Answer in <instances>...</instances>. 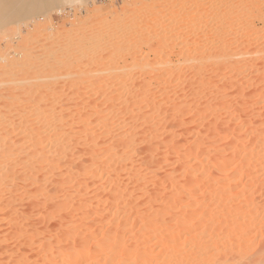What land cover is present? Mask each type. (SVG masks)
I'll return each mask as SVG.
<instances>
[{"label": "rangeland", "instance_id": "rangeland-1", "mask_svg": "<svg viewBox=\"0 0 264 264\" xmlns=\"http://www.w3.org/2000/svg\"><path fill=\"white\" fill-rule=\"evenodd\" d=\"M58 2L61 13L54 6L0 26V264H55L84 238L97 256L114 236L119 254L130 246L154 256L177 242L178 264H264V0ZM52 47L66 54L62 69ZM28 64L46 76L32 77ZM30 85L32 96L44 91L46 118L68 125L48 130L57 146L43 151L59 165L43 175L45 160L35 181L24 162L2 161L7 135L22 134L11 131L19 110H32ZM177 221L198 225L168 243Z\"/></svg>", "mask_w": 264, "mask_h": 264}, {"label": "bare ground", "instance_id": "bare-ground-1", "mask_svg": "<svg viewBox=\"0 0 264 264\" xmlns=\"http://www.w3.org/2000/svg\"><path fill=\"white\" fill-rule=\"evenodd\" d=\"M40 1V0H39ZM74 1H76V0H73V2ZM80 1V0H79ZM85 1V0H84ZM60 5H61V7H62V3H59L58 2V0H55V1H53V2H50V3H45V4H43L42 3V0H41V3L39 2H37V0H0V26H2V25H4V24H8L9 22H12V21H15V20H19V19H21V18H24V17H26V16H28V15H32V14H34V15H38V14H36V13H39V14H42V13H40V10L42 9L43 10V12L44 11H47V10H49V8L51 7V8H55V7H57V9H58V12H63L59 7H60ZM55 6V7H54ZM48 8V9H47ZM44 9H47V10H44ZM41 10V11H42ZM48 12V11H47ZM44 13H46V12H44ZM20 33V32H19ZM19 35V34H18ZM12 40V39H11ZM6 41H7V39H6ZM8 41H9V39H8ZM8 43H10V41L8 42ZM11 44V43H10ZM10 44H9V47H10ZM8 45V44H7ZM12 45V44H11ZM8 47V48H9ZM56 47V46H55ZM77 47H78V49H81V45L78 43L77 44ZM54 47H52V48H50V49H48V51H47V53H48V55H50L51 57L52 56H54V54H57L58 52L61 54L59 57H57V58H55V59H58L57 61H58V63H59V65L57 66V67H59L60 68V66H61V69L63 68L62 66H64V59L66 60V54H64L62 51V53L60 52V50H58L57 49V51L56 50H54V49H56V48H54ZM25 49V48H24ZM51 49H52V51L54 50V52L55 53H53V55L52 54H50V52H52L51 51ZM10 50H13V49H10ZM21 51H22V49H21ZM26 51H28V50H26ZM8 52H9V49H8ZM18 52H20V51H18ZM41 52V51H40ZM43 52V51H42ZM13 53V52H12ZM16 53V52H15ZM25 53H28V52H23V56H21V58L23 57V58H25L24 57V54ZM45 53V52H44ZM58 53V54H59ZM38 54V53H37ZM40 54V53H39ZM155 54V53H154ZM9 55V53L8 54H6V57ZM30 55V54H29ZM33 55H34V52H33ZM32 55V56H33ZM19 56V55H18ZM38 56V55H37ZM49 56V57H50ZM56 56H58V55H56ZM39 57V56H38ZM48 57V56H47ZM48 57V58H49ZM50 57V58H51ZM29 58V57H28ZM37 58V57H36ZM34 60V59H33ZM50 60H52V58L50 59ZM31 61V60H30ZM35 62V61H34ZM34 62H33V64H34ZM31 63V62H30ZM35 66V65H34ZM37 66V65H36ZM28 67H30V65L28 64V66H27V68ZM34 69V70H31L33 73H31V76L32 77H40V76H46V74H44V75H42L41 74V70L40 69H38V67L36 68V67H33L32 66V64H31V67L29 68V70L30 69ZM61 69H59V72H61V73H63V71L61 70ZM61 70V71H60ZM66 72H68V71H66ZM78 72H80V71H77V73ZM28 73H30L29 71H28ZM81 74V73H80ZM44 87H46L47 85H45L44 83H41ZM33 85H30L29 87H28V90H27V93H30V94H28L30 97V100H29V98H28V100H29V104H31L30 106H29V108L32 106V110L30 111L32 114H29L30 112H27V111H24V110H19V112H20V114H19V117H18V120H16L17 121V123H16V126L14 125V127L11 129V131H19L20 133H22V134H20L19 136H17V137H19V139H14V137H12V138H10V136L11 135H15V133L14 134H12L11 133V135L8 137V135H7V138H6V144L4 145L5 147H4V150H3V157H4V160H2L3 161V163L7 166H9V165H14V164H18V166H20L19 164H21V163H25V165L23 166V167H21V168H23V171L25 172V168H27L28 167V169L30 170L29 171V177H30V179L29 180H31V178H32V180H34L35 181V179H37L38 177H39V174L38 173H40L39 171H41L40 169H39V166H40V164L42 163V162H44L45 160H49L50 158H51V156H50V158L48 159V157H49V155L52 153V151H51V153H50V150H44L43 151V149H45L46 147H49L50 145V147H56L57 145L54 143V141H56V139H57V137H55V131L56 130H58V129H61V128H59L60 127V125L62 124V122L64 123V121H62V118H63V116L62 115H54V117L55 118H51V120H48V118H46V115L44 114L45 113V106L47 107V105H45L44 103L45 102H43L44 100H46V98L45 97H43V98H45L44 100H43V98H42V93H44V91H40V92H42L41 94L38 92V95L39 96H36V97H39V98H36L35 96H32V92L35 90V87H32ZM42 86V88H44ZM48 87V86H47ZM50 88V87H49ZM20 89V91H21V88H19ZM48 89V88H47ZM46 91V90H45ZM51 91V90H50ZM48 93V92H47ZM25 95H26V93H25ZM27 95V96H28ZM34 95V94H33ZM36 95V94H35ZM35 97V98H34ZM48 100H50V98L49 99H47V101ZM50 102V101H49ZM52 103V102H51ZM28 104V105H29ZM48 105L50 106V104L48 103ZM55 105V104H54ZM57 105V104H56ZM59 105V106H58ZM56 107H61L62 105H63V103L62 104H58ZM27 107V106H26ZM53 107V106H52ZM51 107V108H52ZM55 107V108H56ZM28 108V109H29ZM22 109V108H21ZM54 109V108H53ZM26 112L28 113V114H26ZM53 117V116H52ZM62 117V118H61ZM9 118V117H8ZM50 119V118H49ZM83 119V118H82ZM82 119H80V120H82ZM76 120H77V117H76ZM15 121V122H16ZM85 121V120H84ZM90 121H91V119H89V123L87 122V124H89V126H90ZM9 122V121H8ZM68 122V121H67ZM75 123H78V121H74ZM80 122H82V121H80ZM92 122V121H91ZM69 123V122H68ZM67 123V124H68ZM82 123H84V122H82ZM93 123V122H92ZM11 124V123H10ZM36 124V125H35ZM85 124V123H84ZM83 124V125H84ZM87 124H86V126H87ZM30 125H35V127L33 126H31L30 127ZM65 125V126H64ZM64 125L62 124V126H64L63 128H64V132L66 131V129H67V127H68V125H66V123H64ZM104 125V124H103ZM59 126V127H58ZM61 126V127H62ZM70 126V125H69ZM57 127V129L55 130V131H48L50 128H53V130H54V128H56ZM92 127V126H91ZM62 128V129H63ZM93 128V127H92ZM61 129V130H62ZM51 130V129H50ZM61 130L59 131V132H61ZM68 130V129H67ZM104 130V129H103ZM62 131V132H63ZM45 132V133H44ZM53 132V133H52ZM67 132V131H66ZM100 132H103L102 130L100 131ZM8 133V132H7ZM7 133H5V134H7ZM10 133V132H9ZM17 134V133H16ZM19 134V133H18ZM17 134V135H18ZM58 134V133H57ZM61 135V134H60ZM5 136V135H4ZM4 136H3V139H4ZM62 136V135H61ZM66 136H68V135H66ZM65 136V137H66ZM96 136V135H95ZM60 137V136H59ZM63 137V136H62ZM16 138V137H15ZM54 138H55V140H54ZM67 138V137H66ZM69 138V137H68ZM95 138V137H94ZM5 140V139H4ZM58 140V139H57ZM60 141V140H59ZM59 141H58V144H59ZM93 140H91L90 142L92 143V144H96V142H92ZM103 141V140H102ZM60 142H62V141H60ZM105 142V141H104ZM57 143V142H56ZM50 144V145H49ZM102 144V143H101ZM59 146V149H58V151L59 152H61L62 154H65V156L67 155V153H68V145L66 146L65 144H59L58 145ZM93 146V145H92ZM91 146V147H92ZM95 146V145H94ZM52 147V148H53ZM42 149V150H41ZM57 149V148H56ZM91 149V148H90ZM94 149V148H93ZM97 149V148H96ZM95 149V150H96ZM101 150H99V149H97L98 151L97 152H100V153H97V152H95L96 154H99L98 156H101V154H103L104 152H105V148L104 149H102V148H100ZM41 150V151H40ZM107 150V149H106ZM2 151V150H1ZM0 151V152H1ZM119 151V150H118ZM252 152V151H251ZM50 153V154H49ZM60 153V154H61ZM70 153H71V151H70ZM110 153V152H109ZM117 154V156L116 157H118V153H121L122 154V152H118L117 153V150L115 151V152H113L112 154L115 156V154ZM230 153L231 154H234L235 153V150H232V151H230ZM229 153V154H230ZM249 153H250V151H249ZM47 154H49L48 156H47ZM54 154V153H53ZM56 154V153H55ZM95 154V155H96ZM105 154V153H104ZM111 154V155H112ZM119 155V157L121 156L122 157V155ZM231 154H230V156H231ZM12 155H14V157H11ZM69 155V154H68ZM67 155V156H68ZM75 155V154H74ZM111 155H109V156H111ZM112 155V156H113ZM125 155V154H124ZM123 155V156H124ZM55 156V155H54ZM63 156V155H62ZM66 156V157H67ZM113 156V157H114ZM246 156V155H245ZM53 157V156H52ZM70 157V156H69ZM77 157V156H76ZM115 157V158H116ZM118 157V158H119ZM12 158H14V159H12ZM54 158V157H53ZM73 158V157H72ZM245 158H247V157H245ZM248 158H250L249 157V155H248ZM252 158V157H251ZM55 159V158H54ZM54 159H50V163L48 164V171L46 170V172H45V170H44V173H43V175L44 174H47V173H50V172H52L58 165L55 163V160ZM67 159V158H66ZM96 159H98V157H96V158H94V160L93 159H91V160H93V163H91V165L93 166V169L94 170H96V168L98 169V167L96 166L95 167V165L97 164V160ZM26 160V161H25ZM78 160V159H77ZM76 160V161H77ZM82 160V159H81ZM226 160V159H225ZM248 160V159H247ZM64 161V160H63ZM66 161V160H65ZM69 161H71V160H69ZM75 161V162H76ZM78 161H80V160H78ZM77 161V162H78ZM227 161V160H226ZM45 162H47V161H45ZM74 162V161H73ZM74 162V164H76ZM81 163H82V161H80ZM98 162H99V160H98ZM48 163V162H47ZM70 163V162H69ZM221 163V162H220ZM219 163V164H220ZM46 164V163H45ZM82 164H84V162L82 163ZM90 164V163H89ZM57 165V166H56ZM21 166H22V164H21ZM84 166H87L86 164H84ZM98 166H99V164H98ZM102 166V165H101ZM220 166V168H221V166H222V164L221 165H219ZM12 167V166H11ZM73 167V166H72ZM95 167V168H94ZM40 168H42V166H40ZM76 168V167H75ZM91 168V167H90ZM102 168V167H101ZM11 170V169H10ZM13 170V169H12ZM11 170V171H12ZM21 170V169H20ZM20 170L18 169V171L20 172ZM84 170V169H83ZM100 170V169H99ZM68 171H69V169H68ZM73 171V170H72ZM72 171H70V172H72ZM77 171V170H76ZM14 172V171H13ZM16 172H17V170H16ZM18 172V173H19ZM92 172H94V173H96L97 172V170L96 171H93L92 170ZM103 172V171H102ZM234 172V171H233ZM238 172V171H237ZM42 173V172H41ZM101 173V172H100ZM15 174V172L13 173V177L15 176L14 175ZM23 174V173H22ZM27 174V175H28ZM235 174H237L236 173V171H235ZM238 174H239V172H238ZM18 175V174H17ZM25 175V173L23 174V176ZM27 175H25L24 177H26ZM42 175V176H43ZM50 175V174H49ZM232 175H233V177H232ZM231 176H230V179H232V181H235V180H233V178H234V174H232ZM242 175V174H241ZM12 176H10V178L9 179H11V177ZM19 176V175H18ZM38 176V177H37ZM42 176H40L41 178L40 179H42ZM46 176V175H45ZM45 176H43V178L45 177ZM28 177V176H27ZM115 177H118V176H115ZM193 176H191V178H192ZM227 177V176H226ZM225 177V178H226ZM237 177H238V175H237ZM242 177V176H241ZM240 177V178H241ZM20 178V177H19ZM243 178V177H242ZM4 179H5V177H4ZM112 179H114V178H112ZM235 179V178H234ZM14 180H16V179H14ZM39 180V179H38ZM44 180V179H43ZM120 180V179H119ZM237 180V179H236ZM6 181V180H5ZM37 181V180H36ZM40 181V180H39ZM38 181V182H39ZM114 181V180H113ZM112 181V182H113ZM195 181H197V179H195L194 178V182L193 183H195ZM17 182V181H16ZM29 182V181H28ZM19 183V182H18ZM31 183V182H30ZM46 183V182H45ZM48 183V182H47ZM47 183H46V186H47ZM115 183V182H114ZM117 183V182H116ZM192 183V182H191ZM12 184H14V182L12 183ZM40 184H42V182L40 183ZM19 185V184H18ZM23 185H25V184H23ZM6 186H8V185H6ZM27 186V185H26ZM41 186V187H40ZM45 186V187H46ZM256 186H258V185H256ZM13 187V186H12ZM12 187H11V189H12ZM31 187H32V184H31ZM34 189H33V192H34V194L33 195H39L40 193H41V191L43 190H41V188H42V185H34ZM227 186H225L223 189H225ZM259 187V186H258ZM5 189H6V187H4ZM8 188H10V185H9V187ZM22 189H23V187H21ZM24 188H26L25 186H24ZM33 188V187H32ZM31 188V189H32ZM44 188V187H43ZM115 188V187H114ZM10 189V190H11ZM27 189V188H26ZM28 189H30V188H28ZM9 190V191H10ZM13 190V189H12ZM25 190V189H24ZM23 190V191H24ZM41 190V191H40ZM120 190H122V189H120ZM119 190V188H118V191H120ZM254 190V189H253ZM6 191H8V190H6ZM26 191H28V190H26ZM25 191V192H26ZM39 191H40V193H39ZM115 191H117V190H115ZM225 191H226V189H225ZM224 191V192H225ZM251 191V190H250ZM261 191V190H260ZM37 192V194H35ZM253 192V191H252ZM262 192V191H261ZM26 193H28V192H26ZM32 193V192H31ZM31 193H29V194H31ZM65 193H67V192H64V194ZM120 193V192H119ZM123 193H125V192H123ZM250 193V192H249ZM254 193V192H253ZM22 195V194H21ZM63 195V194H62ZM68 195V194H67ZM123 195V194H122ZM245 195V194H244ZM247 195H248V193H247ZM247 195H245V196H247ZM66 196V195H65ZM117 196V195H116ZM135 196H136V194H135ZM134 196V197H135ZM151 196H153V195H151ZM150 196V197H151ZM251 196V195H250ZM249 196V197H250ZM254 196V195H253ZM253 196H252V198H253ZM14 197H17V196H14ZM24 197H27V196H25L24 195ZM23 197V198H24ZM63 197V196H62ZM137 197V196H136ZM158 197V196H157ZM18 198V197H17ZM20 198V197H19ZM116 198V197H115ZM251 198V197H250ZM251 198V199H252ZM38 199H40V198H38ZM46 199V198H45ZM69 199V198H68ZM248 199V198H247ZM42 200V199H41ZM151 200H152V198H151ZM156 200V199H155ZM255 200V199H254ZM154 201V200H153ZM246 201V200H245ZM43 202V201H42ZM247 202V201H246ZM249 202H250V204H251V201H250V199H249ZM249 202H247L246 204H248ZM211 203V202H210ZM242 203H244V202H242ZM241 203V204H242ZM43 205H45V204H43ZM209 205V204H208ZM245 206V205H244ZM160 207V206H159ZM42 208H44V207H42ZM46 208V207H45ZM166 209V207H163V210L161 211V212H165L164 210ZM246 209V208H245ZM159 210H161V209H159ZM247 210V209H246ZM166 213V212H165ZM208 213V212H207ZM167 214V213H166ZM166 214H164L165 216H166ZM206 214V213H205ZM163 215V216H164ZM162 216V217H163ZM165 218V217H164ZM163 218V219H164ZM162 219V218H161ZM160 219V220H161ZM44 220V219H43ZM124 220V219H123ZM160 220H159V218H155V220L154 219H152V220H148L145 224H144V227H146V226H148V225H150L151 223H153V224H155V225H158L159 223H161L160 222ZM200 220V219H199ZM162 221V220H161ZM42 222V221H41ZM51 222H53V221H51ZM211 222V221H210ZM34 223V222H33ZM38 223V222H37ZM55 223V222H54ZM199 223H200V221H199ZM31 224V223H30ZM36 224V223H35ZM195 224H197L198 225V223H195L194 221H192L189 225H186V226H182V227H178V221H177V223H176V225H175V233H174V235H172V234H170V233H168L167 235H166V241H168V243H174L176 240H175V238H177L178 237V232L179 233H187V232H190V231H192L193 230V228L195 229ZM208 224V223H207ZM29 225V224H28ZM211 225H213V223L211 224ZM211 225L209 224L208 226H210L211 227ZM14 226H16V225H14ZM18 226V225H17ZM225 226V225H224ZM20 227V226H19ZM120 227V226H119ZM119 227H118V229H119ZM209 227V228H210ZM214 227H215V225H214ZM218 227V226H217ZM219 227H220V225H219ZM219 227H218V230H219ZM206 228V227H205ZM209 228H206L207 230H209ZM212 228V227H211ZM210 228V229H211ZM216 228V227H215ZM215 228H213V230L215 229ZM222 228V227H221ZM226 228H228L227 226H226ZM24 229V228H23ZM120 229H122L121 227H120ZM223 229V228H222ZM174 230V229H173ZM205 230V229H204ZM213 230H212V233H213ZM217 230V229H216ZM14 232L16 231V230H13ZM20 231V230H19ZM25 231H27V229L25 230ZM36 231H38V230H36ZM153 231H155V234H160V232H158V226H156V227H154V230ZM211 231V230H210ZM28 232V231H27ZM42 232V231H41ZM41 232H40V234H41ZM202 232V231H201ZM216 232V231H215ZM220 232L222 233V231L220 230ZM29 233V232H28ZM31 233V232H30ZM205 233H207V231L206 232H202V234H204L205 235ZM208 233H209V231H208ZM75 234V233H74ZM115 234V233H114ZM214 234H219V233H213V235ZM19 235H21V234H19ZM18 235V236H19ZM22 235H24L23 233H22ZM25 235H27V234H25ZM28 235H30V234H28ZM27 235V236H28ZM76 235H78V233L76 234ZM82 235H83V233H82ZM85 235V234H84ZM86 235H88V234H86ZM91 235V234H90ZM110 235V234H109ZM116 235V234H115ZM119 235V234H118ZM121 235V234H120ZM208 235V234H207ZM37 236V235H36ZM74 236V235H73ZM89 236V235H88ZM87 236V237H88ZM93 236V235H92ZM31 237V236H30ZM75 237H77V236H75ZM79 237V236H78ZM77 237V238H78ZM118 237V236H117ZM117 237H112V238H110V239H108V240H106L108 243H109V245H108V249L107 248H105V249H107L106 251H105V249H104V253L102 252L101 253V251L99 252V253H101V254H97V256H96V254L95 253H91L90 252V250H86L87 248H86V238H84V240L83 241H81V244L80 245H75L72 249H70L71 251H70V254L67 256L66 254H64V253H60L59 255H60V259L59 260H57L56 261V263L55 264H96V262H97V260L98 261H100L101 262V264H128V261H127V259H125L123 256H124V254L126 255V254H128V253H130V255H129V257L130 256H132V260H134V262H135V264L137 263V264H151L150 263V260L152 259V260H154V261H156V264H178V243L177 242H175L174 244H172V246L168 249V247L167 246H164V247H162V249L161 250H163V252L162 253H160L161 251H159V252H157V253H159V254H157V255H154V256H151L150 255V251L148 250V248H145L143 251H142V254L140 253V254H135V250H133V251H129L131 248H126V246H125V248H121L120 249V251H121V254H119V252L116 250L117 248H118V239H117ZM214 237V236H213ZM24 238H26V237H24ZM28 238V237H27ZM34 238H35V236L33 237V240H34ZM74 238V237H73ZM83 238V237H82ZM89 238V237H88ZM92 238V237H91ZM91 238L89 239V240H91ZM78 239H80V238H78ZM209 239V238H208ZM208 239H205L206 241H209ZM29 240H30V238H29ZM164 240V241H165ZM210 240H211V238H210ZM214 240H216V238L214 239ZM31 242H32V240H30ZM74 241H75V238H74ZM218 241V240H217ZM211 242V241H210ZM77 243V242H76ZM102 243H105V242H102ZM209 243V242H208ZM242 243V242H241ZM197 244V243H196ZM196 244H195V246H196ZM203 244V246H208V244L205 242V243H202ZM90 245V244H89ZM100 244H96L95 245V247L96 246H99ZM104 245H106V244H104ZM213 245V244H212ZM71 246V245H70ZM73 246V245H72ZM91 246V245H90ZM94 246V245H93ZM198 246V245H197ZM32 248V247H31ZM89 248V247H88ZM94 248V247H93ZM91 249V248H90ZM99 248H97V251H99L98 250ZM30 251V250H29ZM58 251V250H57ZM61 251V250H60ZM24 252H28V251H24ZM229 252V251H228ZM30 253V252H29ZM119 254V256H117L116 254ZM225 253H226V251H225ZM224 253V254H225ZM230 253V252H229ZM68 254V253H67ZM20 255V254H19ZM27 255V253H25V256ZM81 255H82V258H81ZM100 255V259L98 258V256ZM225 255H227V254H225ZM224 255V257H226ZM21 256V255H20ZM20 256H19V258H20ZM22 256H24V254L22 255ZM29 256V255H28ZM240 256H242L241 254H240ZM14 257H17V256H14ZM210 257H211V255L210 256H206V258H207V260H208V262H210ZM224 257L222 258V259H224ZM228 257V256H227ZM230 257V256H229ZM18 258V257H17ZM131 258V257H130ZM22 259H24L23 257H22ZM17 262H18V260H17ZM129 263L130 264H132L130 261H129ZM98 264V263H97ZM134 264V263H133Z\"/></svg>", "mask_w": 264, "mask_h": 264}]
</instances>
